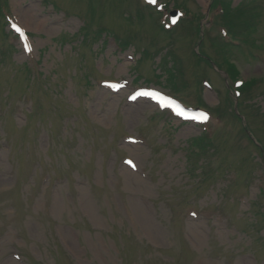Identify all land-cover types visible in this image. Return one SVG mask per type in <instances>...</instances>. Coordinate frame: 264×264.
Instances as JSON below:
<instances>
[{
    "label": "rangeland",
    "instance_id": "1",
    "mask_svg": "<svg viewBox=\"0 0 264 264\" xmlns=\"http://www.w3.org/2000/svg\"><path fill=\"white\" fill-rule=\"evenodd\" d=\"M43 1L0 0L8 3L11 17L31 33L34 52L26 57L15 41L18 50L0 56V135L7 134L1 129L7 125L12 145L9 149L0 142V264H264V218L255 216L264 211L260 210L264 196L258 194L263 180L253 181L247 199H234V186L224 187L211 177L204 183L197 173L191 176L190 171L199 170L190 169L184 148L199 134V128L180 124L167 114L157 118L153 114L156 109L147 101L127 102L128 93L140 83L149 80L155 84L153 69L160 61L165 67L160 79L163 91L171 94L177 89L176 95L191 106L218 103L201 84L196 89L192 85L196 76L190 61L193 43L199 39L198 25L191 23V32L178 27L157 35L147 24H155L152 12L129 22L119 12L123 5L128 7L127 2L95 0L110 14L100 18L101 25L122 39L134 38L128 49L119 51L112 39L102 44V39L90 42L74 34L89 20L98 22L87 9V0ZM161 1L167 2L170 10L181 4L186 12L198 13L197 19L205 16L212 4V0ZM114 3L121 7L116 10L111 7ZM242 4L244 1L231 0L230 19L238 21L236 10ZM55 6L89 16V20L55 11ZM185 10L180 9L182 13ZM259 26L263 34L258 40L264 39V21ZM150 29L154 36L147 34ZM217 33L218 27L211 36ZM205 45L207 53L214 55L213 44L205 41ZM167 46L174 47L175 65L164 56ZM144 49L157 51L137 65ZM262 50L264 47L254 53ZM24 62L32 77L41 74L40 86L28 77ZM176 65L182 66L184 79L190 81L188 89L166 77L169 67L174 72ZM95 66V71H89ZM238 66L241 79L259 77L257 86H249L245 95L256 108H247L251 109L246 112L247 126L251 112L264 113V63L240 60ZM136 68L142 79L131 84ZM201 71L215 90H222L221 79L211 69L203 67ZM102 79L123 80L126 88L108 92L99 85ZM58 91L63 97L59 105L55 103ZM50 107L59 111L53 119L55 128L45 115ZM250 127L254 128V132L248 128L253 139L261 138L264 145V116L258 115ZM123 133L133 135L136 143H126ZM231 145L235 147L232 138L218 142L220 151L227 155L225 170L237 168L241 175L246 174L253 166L250 158ZM20 151L29 158L28 163L22 154L18 156ZM124 155L135 160L137 171L131 172L121 162ZM245 157L250 161L241 165ZM41 159L53 161L54 170L61 173L53 172ZM35 162L39 171L31 178ZM16 163L20 174L17 183ZM42 166L62 175L61 179L54 185V180L38 179ZM257 175L263 177L264 173ZM257 198L254 207L252 201ZM172 206L180 207L177 219L172 218ZM14 253L20 258H14Z\"/></svg>",
    "mask_w": 264,
    "mask_h": 264
},
{
    "label": "snow or ice",
    "instance_id": "2",
    "mask_svg": "<svg viewBox=\"0 0 264 264\" xmlns=\"http://www.w3.org/2000/svg\"><path fill=\"white\" fill-rule=\"evenodd\" d=\"M148 2L149 3H155L156 0H148ZM12 27L17 33L20 34V37L23 39L24 38V33H23L22 29L19 28L16 24H13ZM24 47H25V50H29L28 49V45L26 43H25ZM113 87H115V85H113ZM137 95L151 96V97H154V98L158 96V94L154 93V92H140V93H137ZM132 98L135 99V97H132ZM159 99L163 100V97H159ZM202 119L203 120H207L208 117L206 115L202 114ZM127 163L134 167V165L132 164V161H127Z\"/></svg>",
    "mask_w": 264,
    "mask_h": 264
},
{
    "label": "trees",
    "instance_id": "3",
    "mask_svg": "<svg viewBox=\"0 0 264 264\" xmlns=\"http://www.w3.org/2000/svg\"><path fill=\"white\" fill-rule=\"evenodd\" d=\"M224 50H225V52H226V51L228 52V51H229V48H228L227 46H224ZM223 53H224V51H223ZM222 58H223V57H222ZM222 63H223V64L226 63V58L223 59V62H222ZM233 72H235V69L232 70V73H233Z\"/></svg>",
    "mask_w": 264,
    "mask_h": 264
}]
</instances>
